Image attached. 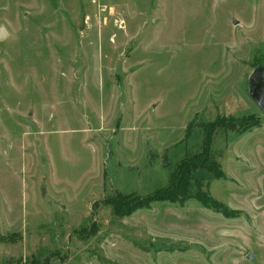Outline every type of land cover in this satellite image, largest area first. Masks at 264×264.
Returning <instances> with one entry per match:
<instances>
[{
    "label": "rangeland",
    "instance_id": "rangeland-1",
    "mask_svg": "<svg viewBox=\"0 0 264 264\" xmlns=\"http://www.w3.org/2000/svg\"><path fill=\"white\" fill-rule=\"evenodd\" d=\"M0 27V264H264V0H0ZM230 115L259 125L212 136L222 210L105 204L166 187Z\"/></svg>",
    "mask_w": 264,
    "mask_h": 264
},
{
    "label": "trees",
    "instance_id": "trees-1",
    "mask_svg": "<svg viewBox=\"0 0 264 264\" xmlns=\"http://www.w3.org/2000/svg\"><path fill=\"white\" fill-rule=\"evenodd\" d=\"M257 125H259V118L254 115L241 117H234L233 115L227 117L217 116L214 121L208 122L204 127L201 151L186 155L171 169L170 182L166 187L157 188L147 195L116 192L104 200L105 204L110 205L114 212L122 217L140 208H148L155 201L182 202L189 198H194L200 201L201 204L215 210H222L218 202L216 203L207 192L199 189L197 181V175L201 171L212 173L216 179L224 176L219 164L211 162L213 159L211 156L212 136L218 129L243 132ZM191 181L198 189L196 193H193L190 188ZM5 264H21V262H8Z\"/></svg>",
    "mask_w": 264,
    "mask_h": 264
},
{
    "label": "water",
    "instance_id": "water-1",
    "mask_svg": "<svg viewBox=\"0 0 264 264\" xmlns=\"http://www.w3.org/2000/svg\"><path fill=\"white\" fill-rule=\"evenodd\" d=\"M235 22L237 20H234ZM7 35L6 29L0 27V39H3ZM249 95L254 102L264 112V64L256 68L249 77ZM251 256H249L250 258Z\"/></svg>",
    "mask_w": 264,
    "mask_h": 264
}]
</instances>
